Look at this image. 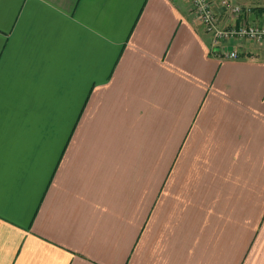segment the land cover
Instances as JSON below:
<instances>
[{
	"label": "crops",
	"instance_id": "1",
	"mask_svg": "<svg viewBox=\"0 0 264 264\" xmlns=\"http://www.w3.org/2000/svg\"><path fill=\"white\" fill-rule=\"evenodd\" d=\"M252 43L191 0H0V264H264Z\"/></svg>",
	"mask_w": 264,
	"mask_h": 264
},
{
	"label": "built area",
	"instance_id": "2",
	"mask_svg": "<svg viewBox=\"0 0 264 264\" xmlns=\"http://www.w3.org/2000/svg\"><path fill=\"white\" fill-rule=\"evenodd\" d=\"M192 9L205 31L211 35V47L221 56L238 58L237 47L230 48L227 42L249 40L264 41V23L249 18L253 7L240 5L230 0H191ZM224 22V24H222Z\"/></svg>",
	"mask_w": 264,
	"mask_h": 264
},
{
	"label": "rangeland",
	"instance_id": "3",
	"mask_svg": "<svg viewBox=\"0 0 264 264\" xmlns=\"http://www.w3.org/2000/svg\"><path fill=\"white\" fill-rule=\"evenodd\" d=\"M231 2L233 3H236V4H253V5H264V0H230ZM253 11H254V8H253ZM252 44H257L256 42L252 43Z\"/></svg>",
	"mask_w": 264,
	"mask_h": 264
},
{
	"label": "trees",
	"instance_id": "4",
	"mask_svg": "<svg viewBox=\"0 0 264 264\" xmlns=\"http://www.w3.org/2000/svg\"><path fill=\"white\" fill-rule=\"evenodd\" d=\"M258 8V7H257ZM260 8V7H259ZM260 9H262L263 10V7L262 8H260Z\"/></svg>",
	"mask_w": 264,
	"mask_h": 264
}]
</instances>
